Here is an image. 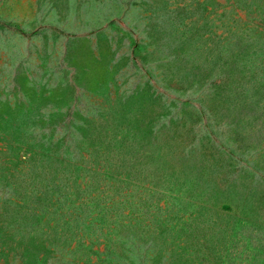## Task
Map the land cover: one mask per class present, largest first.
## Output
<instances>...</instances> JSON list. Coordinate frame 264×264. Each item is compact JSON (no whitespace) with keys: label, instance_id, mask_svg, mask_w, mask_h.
Returning <instances> with one entry per match:
<instances>
[{"label":"rangeland","instance_id":"rangeland-1","mask_svg":"<svg viewBox=\"0 0 264 264\" xmlns=\"http://www.w3.org/2000/svg\"><path fill=\"white\" fill-rule=\"evenodd\" d=\"M0 264H264V0H0Z\"/></svg>","mask_w":264,"mask_h":264}]
</instances>
